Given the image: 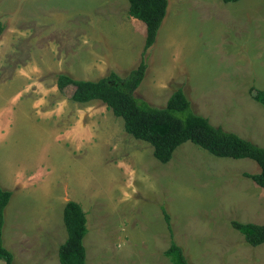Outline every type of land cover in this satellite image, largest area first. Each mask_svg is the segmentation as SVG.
<instances>
[{
    "label": "rangeland",
    "instance_id": "obj_1",
    "mask_svg": "<svg viewBox=\"0 0 264 264\" xmlns=\"http://www.w3.org/2000/svg\"><path fill=\"white\" fill-rule=\"evenodd\" d=\"M168 3L137 95L161 108L180 87L193 113L264 148L251 93L264 90V0ZM127 11L126 0H0L4 247L14 264H59L62 211L74 201L86 216L84 264H171V241L191 264H264V244L230 224L264 223V190L243 182L256 163L185 142L162 164L105 106L57 90L59 73L97 80L139 63L146 29Z\"/></svg>",
    "mask_w": 264,
    "mask_h": 264
},
{
    "label": "trees",
    "instance_id": "obj_2",
    "mask_svg": "<svg viewBox=\"0 0 264 264\" xmlns=\"http://www.w3.org/2000/svg\"><path fill=\"white\" fill-rule=\"evenodd\" d=\"M128 14L145 25V40L139 63L135 67L119 73L114 67L107 75L97 80L74 79L59 73L55 86L59 92L72 88L70 100L78 104L99 102L123 121L124 131L132 138L147 142L152 147V155L160 163L170 161L175 149L185 142L205 150L217 158L249 159L259 168L257 174L244 173L243 177L254 182L264 190V148L239 136L211 125L207 118L193 113L190 101L178 87L168 98L164 107L158 108L137 95L138 86L147 71L149 51L156 43L158 31L166 18L168 0H126ZM223 3H236L239 0H220ZM0 20V36L5 31ZM252 98L264 108V90H252ZM11 197V191L0 187V260L14 264L13 254L2 241L1 231L4 224V210ZM166 222L169 216L161 208ZM62 220L67 238L58 248L59 264H84L86 235V216L80 205L68 201L62 211ZM239 232L246 244L256 247L264 244V224L230 222ZM171 264H191L184 256L181 247L171 241L164 252Z\"/></svg>",
    "mask_w": 264,
    "mask_h": 264
},
{
    "label": "crops",
    "instance_id": "obj_3",
    "mask_svg": "<svg viewBox=\"0 0 264 264\" xmlns=\"http://www.w3.org/2000/svg\"><path fill=\"white\" fill-rule=\"evenodd\" d=\"M243 182H245V183H251V188L255 185V186H257L256 184H253V182H248V181H243ZM252 190H253V188H252ZM263 190V189H262ZM243 208H245V203L244 204H240ZM232 221H236V219H234V220H230V222H232ZM237 222H239V223H255V222H258V221H252L251 219H247L246 221H241V220H238ZM261 224V223H260ZM262 224H264V223H262Z\"/></svg>",
    "mask_w": 264,
    "mask_h": 264
}]
</instances>
